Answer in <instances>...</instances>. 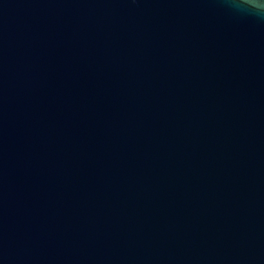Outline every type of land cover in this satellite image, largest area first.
<instances>
[{
    "label": "water",
    "instance_id": "1",
    "mask_svg": "<svg viewBox=\"0 0 264 264\" xmlns=\"http://www.w3.org/2000/svg\"><path fill=\"white\" fill-rule=\"evenodd\" d=\"M0 264H264V19L0 0Z\"/></svg>",
    "mask_w": 264,
    "mask_h": 264
},
{
    "label": "clouds",
    "instance_id": "2",
    "mask_svg": "<svg viewBox=\"0 0 264 264\" xmlns=\"http://www.w3.org/2000/svg\"><path fill=\"white\" fill-rule=\"evenodd\" d=\"M235 9L264 19V0H227Z\"/></svg>",
    "mask_w": 264,
    "mask_h": 264
}]
</instances>
